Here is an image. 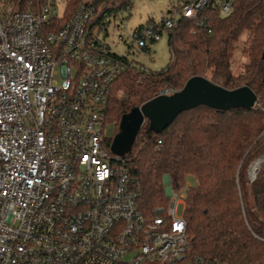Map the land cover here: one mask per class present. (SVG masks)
Returning <instances> with one entry per match:
<instances>
[{"label": "built area", "instance_id": "obj_1", "mask_svg": "<svg viewBox=\"0 0 264 264\" xmlns=\"http://www.w3.org/2000/svg\"><path fill=\"white\" fill-rule=\"evenodd\" d=\"M14 1L0 0V264H219L190 253L178 215L188 184L174 192L167 180L169 202L147 215L125 158L110 150L111 87L130 67L145 69L112 49L109 27L91 31L94 0H83L57 30L51 23L65 13L57 0L40 12L17 11ZM149 1L167 2L166 14L119 36L116 47L150 54L179 19L194 21L196 34L208 13L227 16L234 4Z\"/></svg>", "mask_w": 264, "mask_h": 264}, {"label": "trees", "instance_id": "obj_2", "mask_svg": "<svg viewBox=\"0 0 264 264\" xmlns=\"http://www.w3.org/2000/svg\"><path fill=\"white\" fill-rule=\"evenodd\" d=\"M82 1L68 0L64 17L53 19V29L72 18ZM133 2L94 0L97 19L91 31L107 28ZM46 4L15 0L14 8L40 12ZM195 27L194 21L179 19L169 32L172 58L166 68L152 72L130 67L116 79L105 109L107 125H119L132 109L162 91H180L195 76L228 90L247 86L257 95V106L264 107V0H234L229 15L208 13L206 28L192 34ZM243 35L247 61L234 73V45ZM257 106L227 111L199 106L181 113L160 134L146 120L125 157L124 165L140 188L139 207L147 215L169 202L167 179L174 192L192 182L185 191L184 211L192 256L219 264H264V161L255 180L248 179L250 165L264 157V111ZM112 140L108 138L109 146Z\"/></svg>", "mask_w": 264, "mask_h": 264}, {"label": "water", "instance_id": "obj_3", "mask_svg": "<svg viewBox=\"0 0 264 264\" xmlns=\"http://www.w3.org/2000/svg\"><path fill=\"white\" fill-rule=\"evenodd\" d=\"M257 102V95L247 86L228 90L213 84L205 77L195 76L190 78L175 94L157 96L123 115L119 131L112 140L110 150L114 155L125 158L132 151L146 120L149 121L150 130L155 134H160L181 113L199 106H207L220 111L240 108L250 110L255 108ZM258 161L261 164L264 157Z\"/></svg>", "mask_w": 264, "mask_h": 264}, {"label": "rangeland", "instance_id": "obj_4", "mask_svg": "<svg viewBox=\"0 0 264 264\" xmlns=\"http://www.w3.org/2000/svg\"><path fill=\"white\" fill-rule=\"evenodd\" d=\"M67 3L68 0H57V8L60 14L63 13L64 9L67 6ZM166 12L167 2L134 0L133 6L130 10L120 12L115 20L112 18V21L108 26L109 36L107 37V42L112 46L113 50H115L120 55L127 56L129 61H131L133 64L142 66L147 71H161L168 66L172 58V52L168 44L167 34L164 35L159 42L151 45L150 54L144 52L137 54L135 52V48L129 50L128 45H125L123 43L116 47L114 41L119 36L127 37L128 34H131L136 27L146 24L150 18L160 20L162 15L166 14ZM129 13H131V15H129ZM245 38L246 35H243L240 40L234 45V62L232 65L234 73H239L242 70L244 62L247 61L246 56L243 54ZM209 74L210 73H208L207 76H209ZM125 79L126 78L124 77L118 81L116 90L119 87L121 88L122 84H124L126 81ZM137 85L141 86V83L137 82ZM118 131L119 125L108 124L105 130V136L108 138H114ZM191 183V181L188 183V187L191 186ZM168 187L169 185L166 186V190H168ZM185 208V204H180L178 207V215H183Z\"/></svg>", "mask_w": 264, "mask_h": 264}, {"label": "bare ground", "instance_id": "obj_5", "mask_svg": "<svg viewBox=\"0 0 264 264\" xmlns=\"http://www.w3.org/2000/svg\"><path fill=\"white\" fill-rule=\"evenodd\" d=\"M260 162H257L256 164H254L251 168V173H254L257 169V167L259 166Z\"/></svg>", "mask_w": 264, "mask_h": 264}]
</instances>
